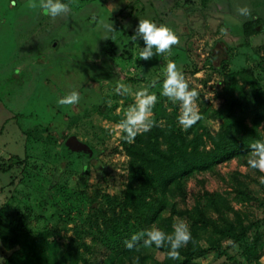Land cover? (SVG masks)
I'll return each mask as SVG.
<instances>
[{
	"label": "rangeland",
	"instance_id": "374dc122",
	"mask_svg": "<svg viewBox=\"0 0 264 264\" xmlns=\"http://www.w3.org/2000/svg\"><path fill=\"white\" fill-rule=\"evenodd\" d=\"M61 2L69 5V13L52 18L27 7L28 0H0V220L10 228L21 223L31 232L69 238L79 264H107L100 233L107 235L110 222L117 219L115 200L127 182V158L115 125L135 102L134 93L157 81L150 92L158 97L160 113L180 126L179 104L160 94L166 65L173 61L207 105L200 125L215 133L225 122L220 114L223 74L249 69L264 90V0ZM109 4L117 5L116 10L111 12ZM238 7L249 8L250 16H240ZM140 19L164 24L179 36L172 55L138 58L143 40L130 37ZM252 19L257 21L255 34L245 36L242 24ZM105 23H112L114 30L107 31ZM118 83L131 92L116 94ZM72 91L79 93L78 104H58ZM72 138L90 150L86 157L66 153ZM9 158L15 162L8 165ZM260 174L241 159L221 163L185 181L180 207L190 210L204 192L216 193L229 204L220 215L209 214L217 226L230 222L237 228V218L242 226L261 221ZM233 177L241 182L248 201L235 196ZM260 225L264 230V222ZM209 235L199 233L202 248H207ZM216 244L241 264H264V238L254 256L241 254L228 240L217 239ZM63 252L56 242L51 255L58 258ZM9 254L0 247V264ZM145 254L144 264L162 260L151 247ZM220 261L208 253L189 264Z\"/></svg>",
	"mask_w": 264,
	"mask_h": 264
},
{
	"label": "trees",
	"instance_id": "16d2710c",
	"mask_svg": "<svg viewBox=\"0 0 264 264\" xmlns=\"http://www.w3.org/2000/svg\"><path fill=\"white\" fill-rule=\"evenodd\" d=\"M256 25L255 19L245 22L242 32L245 36L253 35ZM221 97L220 114L225 122L213 134L200 125L207 105L199 96L202 119L187 131L177 126L172 118L162 115L160 105L156 103L151 130L138 134L132 143L121 141V149L127 158V182L115 200L117 219L110 222L107 235L100 233L103 238L100 247L107 264H144L145 251L150 247H144L140 241L133 249H127L124 241L133 233L153 227L170 234L173 218L188 224L192 239L179 249V260L168 258V246H151L162 254L159 264H189L193 258L208 253L221 259L220 264H241L216 244L217 239L237 245L243 255H255L257 244L264 238L260 225L264 222L263 215L262 222L255 220L242 226L237 218V228L230 222L219 227L209 214L220 215L229 209V204L216 193L204 192L201 202L196 201L190 210L180 207L185 202V181L189 177L211 172L215 166L232 159H241V163L250 168L247 165L250 145L257 140L264 141V90L251 71L242 69L223 74ZM13 162L15 159L9 158L6 163ZM252 170L262 175L258 170ZM232 179L235 196L248 201L241 182ZM164 213L168 216L163 217ZM206 231L210 232L208 246L202 248L198 244V235ZM56 242L64 248L58 258L51 255ZM0 247L10 252L3 264H79L81 261L69 238L51 232H31L21 223L10 228L0 220Z\"/></svg>",
	"mask_w": 264,
	"mask_h": 264
},
{
	"label": "clouds",
	"instance_id": "9594fccd",
	"mask_svg": "<svg viewBox=\"0 0 264 264\" xmlns=\"http://www.w3.org/2000/svg\"><path fill=\"white\" fill-rule=\"evenodd\" d=\"M27 7L39 9L43 15L52 18L66 16L70 11L69 5L62 3L61 0H28ZM108 8L112 12L116 10L117 5L109 4ZM236 11L243 17H248L251 14V10L247 7H238ZM103 27L107 31L114 30L112 23H105ZM138 37L144 43V47L140 48L138 52V58L144 61L151 60L154 55L158 56L165 53L172 55V48L180 44L179 36L172 29L164 24L157 25L148 19L139 20L138 26L130 39L136 41ZM156 84L157 81L153 80L148 86L136 91L134 93L135 102L128 106L124 112V118L115 125V128L121 134L120 138L125 142H134L138 134L148 132L154 126L152 109L158 102V97L150 92V88H155ZM114 91L116 94L124 96L129 94L131 89L124 83H118ZM160 94L173 103L179 104L180 114L177 119L183 130L187 131L202 119L196 103L199 93L195 89L189 88L183 72L173 61H169L166 65ZM79 101V93L72 91L70 94L60 98L58 104L72 106L78 104ZM250 148L251 156L247 160V165L264 173V141H254ZM191 239L192 236L188 224L183 220H178L173 225V231L170 234L153 227L132 234L130 239L124 241V244L127 249H133L140 241H142L144 247L155 245L157 248H162L168 246V258L179 260V249L187 246Z\"/></svg>",
	"mask_w": 264,
	"mask_h": 264
},
{
	"label": "water",
	"instance_id": "95a60500",
	"mask_svg": "<svg viewBox=\"0 0 264 264\" xmlns=\"http://www.w3.org/2000/svg\"><path fill=\"white\" fill-rule=\"evenodd\" d=\"M67 150L66 153L68 152H82L85 156H87L90 153V150L86 148L84 145L80 143H76V141L72 138L69 140V143L67 144Z\"/></svg>",
	"mask_w": 264,
	"mask_h": 264
}]
</instances>
